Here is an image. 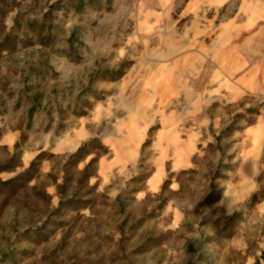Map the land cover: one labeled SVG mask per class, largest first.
Instances as JSON below:
<instances>
[{"label":"rangeland","instance_id":"obj_1","mask_svg":"<svg viewBox=\"0 0 264 264\" xmlns=\"http://www.w3.org/2000/svg\"><path fill=\"white\" fill-rule=\"evenodd\" d=\"M6 38L0 181L25 173L40 154L44 160L32 182L0 185V264H264V211L256 205L264 176L256 199L233 216L216 202L236 180L244 131L264 114V95H211L210 123L189 166L171 172L168 161L162 182L150 183L161 159L155 95L170 92L171 82L207 85L216 54L264 67V0H0V43ZM175 105L169 109L187 108ZM234 122L237 131L218 143ZM95 138L108 154L88 178L96 154L68 161Z\"/></svg>","mask_w":264,"mask_h":264},{"label":"crops","instance_id":"obj_2","mask_svg":"<svg viewBox=\"0 0 264 264\" xmlns=\"http://www.w3.org/2000/svg\"><path fill=\"white\" fill-rule=\"evenodd\" d=\"M216 55L219 59V69L207 85L204 83L188 90L186 82L173 86L170 81L171 89L167 90L170 92L165 93L162 90L155 95L158 99L160 98L161 104H157L151 113L153 116L160 113L162 126L155 141L156 149L160 150L161 157L159 156V158L161 159L150 178V183L153 186H158L166 176L168 161L171 172L189 166L203 128L210 123L211 118L208 116L207 108L213 101L211 95L220 93L231 100H239L244 95L250 94L264 95V67L254 65L253 62L246 65L244 62L246 57L242 54ZM197 56L198 54H193L192 57L200 64V59H198L200 56ZM195 62L193 63L194 69L189 67V72L196 70L198 64ZM175 79L178 80V77ZM194 89L197 92L195 97L188 94V91ZM207 91L210 92L209 97L205 95ZM196 98L198 101H195ZM177 100L187 108L185 110L169 109L170 106H177L175 105ZM192 103L194 108L190 109ZM184 122L196 123L197 131L186 128L187 132H180L178 126ZM235 173L236 180L230 185V189L225 191L219 202L220 212L224 217H230L240 212L260 190L259 180L264 176V114L258 117L254 125L244 131L242 159ZM256 205L258 211H264V199L257 202Z\"/></svg>","mask_w":264,"mask_h":264},{"label":"trees","instance_id":"obj_3","mask_svg":"<svg viewBox=\"0 0 264 264\" xmlns=\"http://www.w3.org/2000/svg\"><path fill=\"white\" fill-rule=\"evenodd\" d=\"M7 42V38L0 43V45L5 44ZM122 74L120 73L118 77H121ZM249 112L254 116H259L260 113L258 110L251 109ZM31 115V114H29ZM256 123V120H248V126H252ZM235 122L231 124L226 130L222 131V133L219 136H216V141L219 143L222 139L230 138L235 131H237V128H235ZM92 154H96V157L93 158L89 164L85 167L83 171V175L88 178L92 177L94 174H90L91 167L98 162V156L99 154L106 155L108 154V148L102 145L99 139L95 138L90 140L87 143H84L74 154H72L69 158L68 164L72 166H77L81 162L85 161L89 156ZM43 154H40L30 165V167L25 171V173L20 174L18 177L14 179H10L8 181H0V185L2 187H11L13 184H16L20 182L21 180L26 181L28 183L32 182L37 175L40 174V165L43 161ZM169 181H166L165 185H167ZM164 185V187H165ZM58 192L60 195L63 196V185H57ZM216 191V187L212 184L210 194L208 196V200L212 197L213 192ZM221 194L219 193V196L216 199V202L221 200ZM256 199V196H254V200ZM71 203V201L66 200L65 202H61V206H64ZM87 207L86 204H83L81 209H85Z\"/></svg>","mask_w":264,"mask_h":264}]
</instances>
